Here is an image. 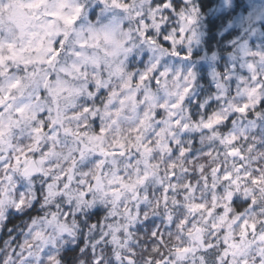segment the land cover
I'll return each instance as SVG.
<instances>
[{
    "label": "clouds",
    "instance_id": "obj_1",
    "mask_svg": "<svg viewBox=\"0 0 264 264\" xmlns=\"http://www.w3.org/2000/svg\"><path fill=\"white\" fill-rule=\"evenodd\" d=\"M0 264H264V0H0Z\"/></svg>",
    "mask_w": 264,
    "mask_h": 264
}]
</instances>
